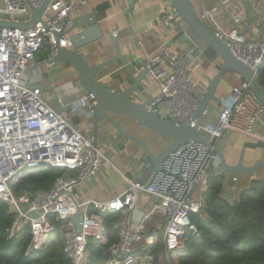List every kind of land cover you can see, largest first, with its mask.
Segmentation results:
<instances>
[{"label":"built area","instance_id":"1","mask_svg":"<svg viewBox=\"0 0 264 264\" xmlns=\"http://www.w3.org/2000/svg\"><path fill=\"white\" fill-rule=\"evenodd\" d=\"M89 1L50 0L41 21L31 28L0 26V200L13 213L6 235L10 238L27 226L31 234L26 247L29 253L44 247L58 230L69 264H90V242H107L104 215L116 214L111 227L118 239L107 246L109 257L105 264H174L175 258L186 251L187 235L200 236L190 216L203 211L202 193L207 189L209 176L224 173L217 155L200 142L183 143L163 160L162 170L147 186L125 177L123 193L107 200L81 201L75 195V186L98 173L103 162L110 163L98 146L93 145L90 120L95 97L92 93H77L72 101L54 98L50 92L37 87L40 84L34 83L30 76L39 51L46 49L43 65L52 68L55 66L47 60L56 49L71 47L69 35L65 34L72 24L70 16ZM42 2L31 0L30 6L37 9ZM217 13V10H204L200 18L251 68L257 80L264 60V42L248 41L238 27L221 29L216 22ZM29 14L25 0H0V19L17 22ZM174 14L172 4L168 3L159 22L171 24ZM234 21L237 24L240 19ZM141 66L148 70L147 78L158 86L157 95L148 104L157 103L154 111L161 118L177 124L190 122L217 147L228 131L260 139L253 129L264 107L245 81L231 89L230 102L223 106L217 121L209 124L201 122V118L191 121L204 86L190 79L189 64L173 53L167 42L160 44ZM260 89L264 96V80ZM51 98L55 106L50 105ZM70 112L85 116L89 119L87 124L81 127L71 123L66 118ZM40 164L65 173L55 177L47 190L14 193L11 185L18 179L16 176ZM231 181L235 182L234 176ZM141 192L155 196L154 202L139 198ZM223 196L230 202L235 201V187L227 186ZM144 208L148 210L140 221H134L132 211ZM79 214L82 215L81 230L76 232L73 217ZM153 216L165 220L163 230L160 232L156 226L138 243L144 234V223ZM53 217L60 220L58 226ZM158 235L162 248L156 255L150 248Z\"/></svg>","mask_w":264,"mask_h":264},{"label":"crops","instance_id":"2","mask_svg":"<svg viewBox=\"0 0 264 264\" xmlns=\"http://www.w3.org/2000/svg\"><path fill=\"white\" fill-rule=\"evenodd\" d=\"M199 16L204 10H217L216 22L223 30L243 25L251 26L244 35L248 41L264 42V0H190ZM169 0H91L77 8L70 16L72 23L88 12H94L98 19L99 27L103 34L102 39L97 40L87 47L88 51L95 52L94 62H100L115 54L114 40L117 39L120 52L127 56L124 62L109 65L104 71L103 80L110 85L112 90L121 91L142 67L141 63L151 57L160 44L167 42L169 49L183 58L189 64V76L193 82L206 86L216 72V64L204 58L200 53H195L184 44L177 36L180 29L176 22L164 25L159 22V16L168 5ZM104 5L103 9L99 7ZM99 8V9H98ZM99 11H101L99 14ZM235 18L240 22L235 23ZM116 31V35H114ZM243 34V33H242ZM115 36V37H114ZM46 58V49H42L35 56V68L30 72L34 83L51 84L55 90L57 86L66 81L73 80V74L62 68H46L43 61ZM135 62L132 63V60ZM128 62V64H127ZM131 62V63H130ZM131 65H130V64ZM130 65V66H129ZM42 72H45L42 74ZM242 78L232 72H227L222 78L216 94L219 102H211L208 111L201 117V122L214 124L223 106L230 102L231 89L237 86ZM141 90L135 94L134 100L141 104H148L158 92L157 84L146 78L141 83ZM57 94V91H56ZM77 94H69L62 99L72 101ZM58 97V94H57ZM66 118L73 124L85 126L89 119L83 115L67 113ZM125 129L137 137L146 141L153 149L160 151L169 143L158 133L149 129L141 128L129 118L119 117ZM91 121V120H90ZM107 131L100 128L98 132V148L108 158L110 163L103 162L100 171L90 177L86 182L78 184L75 188L76 197L81 200H107L124 192L126 184L125 177L135 181H142L148 173L140 174L137 170L139 164V148L115 133L107 125ZM254 133L260 139L249 138L241 133L228 131L220 139V148L226 153L230 163L237 161L240 150L245 144V164H252L256 160L264 159V113L254 126ZM259 145V146H258ZM259 168L256 172L258 177L244 175L236 184L231 181L233 175L225 174L224 189L227 186H234L235 189L246 187L252 179H264V172ZM237 190V189H236ZM151 201L147 194L139 196ZM145 206V205H144Z\"/></svg>","mask_w":264,"mask_h":264},{"label":"water","instance_id":"3","mask_svg":"<svg viewBox=\"0 0 264 264\" xmlns=\"http://www.w3.org/2000/svg\"><path fill=\"white\" fill-rule=\"evenodd\" d=\"M50 0H43L40 7L33 9L31 0H25L30 8V14L26 15L21 21L0 19V26L31 28L36 22L41 21L42 13ZM174 9L172 22H176L180 29V35L177 36L184 44L189 45L195 53H200L204 58L216 64V72L204 86L202 96L197 100V107L191 115V121L199 120L208 111L211 102H219L220 98L216 94L222 78L227 72L238 74L245 81L255 98L264 107V96L260 87L254 79L251 68L238 59L227 44L216 37L211 28L197 14L190 0H169ZM251 29L247 24L243 25L240 33H245ZM69 35L71 47H58L56 52L47 61L55 67L62 68L73 74L71 84L77 88V93H92L95 97V103L92 108V125H93V145L98 142V132L100 128L105 131L110 126L115 133L123 136L140 150L139 164L137 170L140 174L148 175L142 180L144 186H147L154 175L162 170L163 160L173 152L179 145L186 142H200L217 155L222 170L226 174L235 177V183L244 175L253 177L259 168H264V159H259L252 164H245L244 144L240 150L237 161L230 163L227 160L226 153L210 142L203 133L198 131L190 122L186 124H177L170 120L161 118L155 113L157 103L141 104L134 100L135 94L141 90V83L147 78V69L140 68L137 74L132 78L129 84L121 90L116 91L110 88V85L102 78L105 69L114 63L124 62L127 59L125 54L120 52L117 39L114 40L115 54L110 58L100 62L91 61L88 55L87 47L97 40L102 39L103 34L99 27L98 19L94 12H88L84 16L76 19L71 26L65 31ZM29 86V84H27ZM37 87L50 92L53 97H57L56 90L51 84H40ZM138 95V93H137ZM119 117L129 118L141 128L149 129L160 134L169 140L166 147L160 151L153 149L146 141L137 137L121 124ZM106 127V128H105ZM43 165L23 170L16 177L19 178L29 173H33ZM146 193L141 192V195ZM148 195V194H147ZM151 202H154L155 196L148 195ZM148 208L135 209L132 211V219L139 222L144 212ZM136 212L140 213V218L135 217ZM31 216L36 214L31 213ZM82 215L73 217L76 223L75 230L80 232L79 222Z\"/></svg>","mask_w":264,"mask_h":264},{"label":"trees","instance_id":"4","mask_svg":"<svg viewBox=\"0 0 264 264\" xmlns=\"http://www.w3.org/2000/svg\"><path fill=\"white\" fill-rule=\"evenodd\" d=\"M102 5L100 10H102ZM98 8V9H99ZM101 11H99V14ZM264 80V60L257 72L256 83ZM259 146V145H258ZM62 170L43 165L33 173L19 177L11 185L14 193L47 190ZM224 173L208 178L206 191L202 193V213L191 214L199 237L187 235L186 251L175 258L174 264H264V179H252L244 188H236V200L230 202L223 196ZM116 214L104 215L103 228L106 244L90 242V264H105L109 254L107 246L118 239L111 223ZM13 220L6 202L0 200V264H69L65 256L64 242L56 230L48 243L38 251L26 252L31 234L24 226L12 237L6 232ZM55 226L61 222L52 218ZM156 238L150 252L158 254L162 248Z\"/></svg>","mask_w":264,"mask_h":264},{"label":"rangeland","instance_id":"5","mask_svg":"<svg viewBox=\"0 0 264 264\" xmlns=\"http://www.w3.org/2000/svg\"><path fill=\"white\" fill-rule=\"evenodd\" d=\"M246 39H247V37H246ZM88 55H89L90 60L94 61L96 53L88 51ZM43 73H45V72H42V74ZM76 90H77V88L75 86H73L70 81H66L62 85L56 87V91H57V94H58L59 98H63L65 96L69 95V94H72ZM49 103H50V105L55 106L53 98L50 99ZM262 170H264V168H262ZM262 172H264V171H262ZM64 173L65 172L62 171L58 176H60V175H62ZM254 176L257 177L256 175H254ZM76 186H75V188H76ZM140 216H141L140 213L136 212L135 217L137 219H139ZM156 226L159 229V231L161 232L163 230V227L165 226V220L164 219H160L157 216H153L150 219H148L144 223V234L141 236L140 241L138 243L142 242L144 240V238H145V235L147 233H150ZM174 258H175V256L172 254V259H174Z\"/></svg>","mask_w":264,"mask_h":264}]
</instances>
